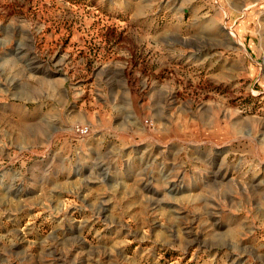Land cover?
Returning a JSON list of instances; mask_svg holds the SVG:
<instances>
[{"label": "rangeland", "instance_id": "1", "mask_svg": "<svg viewBox=\"0 0 264 264\" xmlns=\"http://www.w3.org/2000/svg\"><path fill=\"white\" fill-rule=\"evenodd\" d=\"M228 21L264 0H0V264H264V78L193 57Z\"/></svg>", "mask_w": 264, "mask_h": 264}, {"label": "crops", "instance_id": "2", "mask_svg": "<svg viewBox=\"0 0 264 264\" xmlns=\"http://www.w3.org/2000/svg\"><path fill=\"white\" fill-rule=\"evenodd\" d=\"M247 9L243 8V10ZM183 13L187 12L183 11ZM233 14V11L228 12V19ZM181 20H183L182 15L177 23L163 25L168 27L163 32L168 30L179 32L182 27L192 26L181 24ZM193 26L196 31L193 57L203 88L209 83L210 89L216 90L221 87L229 89L236 79L264 78L261 77L264 72L263 25L256 29L255 26L251 27L250 24L244 23L241 28L242 34H240V25L236 26L230 21L225 22L224 25L196 23ZM233 32H236L240 39L237 42L232 39ZM159 38L161 40L159 43L164 44L165 35Z\"/></svg>", "mask_w": 264, "mask_h": 264}, {"label": "built area", "instance_id": "3", "mask_svg": "<svg viewBox=\"0 0 264 264\" xmlns=\"http://www.w3.org/2000/svg\"><path fill=\"white\" fill-rule=\"evenodd\" d=\"M75 133L82 137L88 134V129L83 127H77L75 129Z\"/></svg>", "mask_w": 264, "mask_h": 264}, {"label": "bare ground", "instance_id": "4", "mask_svg": "<svg viewBox=\"0 0 264 264\" xmlns=\"http://www.w3.org/2000/svg\"><path fill=\"white\" fill-rule=\"evenodd\" d=\"M34 64V62H32V65ZM32 65H30V66H32ZM34 69V68H33ZM104 174V173H103ZM105 175V174H104ZM172 189H174V190H176L177 189V187H173ZM173 191V190H172Z\"/></svg>", "mask_w": 264, "mask_h": 264}]
</instances>
